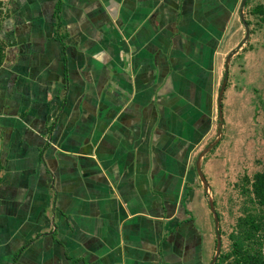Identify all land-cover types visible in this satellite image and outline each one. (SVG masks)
Returning <instances> with one entry per match:
<instances>
[{
  "label": "crops",
  "instance_id": "obj_1",
  "mask_svg": "<svg viewBox=\"0 0 264 264\" xmlns=\"http://www.w3.org/2000/svg\"><path fill=\"white\" fill-rule=\"evenodd\" d=\"M237 2L0 0V264H209Z\"/></svg>",
  "mask_w": 264,
  "mask_h": 264
},
{
  "label": "rangeland",
  "instance_id": "obj_2",
  "mask_svg": "<svg viewBox=\"0 0 264 264\" xmlns=\"http://www.w3.org/2000/svg\"><path fill=\"white\" fill-rule=\"evenodd\" d=\"M238 2L223 39L220 62L216 63L214 111L211 114L214 115V132L207 145L217 141L205 157L207 194L213 191V198L212 195L208 198L218 213L219 253L230 248L229 232L234 228L238 215L244 211V200H248L242 188L243 182L264 165V10L253 9L257 4L264 9V0L245 1L243 14L249 26V35L242 43L245 27L239 16L240 0ZM229 52L233 53L228 61L226 82L221 93L220 116L216 100L226 76L225 57ZM207 204H204L206 213L205 218L202 216L203 220L198 207L195 213L202 221L208 216L214 255L217 245L215 220L210 218L212 210ZM211 259L212 256L209 264Z\"/></svg>",
  "mask_w": 264,
  "mask_h": 264
},
{
  "label": "trees",
  "instance_id": "obj_3",
  "mask_svg": "<svg viewBox=\"0 0 264 264\" xmlns=\"http://www.w3.org/2000/svg\"><path fill=\"white\" fill-rule=\"evenodd\" d=\"M253 9L264 10L261 4ZM242 188L248 200L229 232L231 246L220 252L213 264H264V165L251 178L246 177Z\"/></svg>",
  "mask_w": 264,
  "mask_h": 264
},
{
  "label": "water",
  "instance_id": "obj_4",
  "mask_svg": "<svg viewBox=\"0 0 264 264\" xmlns=\"http://www.w3.org/2000/svg\"><path fill=\"white\" fill-rule=\"evenodd\" d=\"M245 1L246 0H240V5H239V16H240L241 21L244 24V27H245V34L243 36V40L240 41L241 43H242V41H244L245 39H247L248 38V35H249V26H248L247 21L245 20L244 14H243V8H244ZM241 43L238 44V47L240 46ZM232 53L233 52H229L227 54V56H226V61H225V63H226V66H225V75L226 76L223 78L222 83L220 85V89H219L220 91H219V95H218V99H217V105H218V108H219V115L220 116H221V93H222V91L224 89V85H225V82H226L227 65H228V61H229V58H230V56H231ZM216 141H217V139L216 140H213L211 143H209L206 150L210 149L212 147V145ZM202 154H203V152L200 153L199 156L202 155ZM197 168H198L199 174H200V176H201V178L203 180L204 185L207 186V180L205 179L204 174H203L201 168L199 167V165L197 166ZM208 203L211 206V210L213 212V217H214V220H215L216 242H217L215 253L212 256V259H211V262H210V264H213L214 260L216 259L217 255L219 253V249H220V237H219V231H218V215H217V212L215 211L214 205L212 204V200H208Z\"/></svg>",
  "mask_w": 264,
  "mask_h": 264
}]
</instances>
